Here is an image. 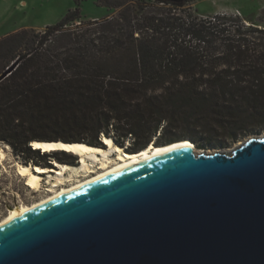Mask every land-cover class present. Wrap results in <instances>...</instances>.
<instances>
[{"label": "trees", "instance_id": "obj_1", "mask_svg": "<svg viewBox=\"0 0 264 264\" xmlns=\"http://www.w3.org/2000/svg\"><path fill=\"white\" fill-rule=\"evenodd\" d=\"M192 1L100 0L118 14L84 22L79 9L70 10L41 35L22 29L0 39V78L13 68L0 80V140L29 156L71 163L72 154L42 153L30 143L104 147L106 136L120 146L133 140L127 150L138 153L177 127L217 119L233 130L246 122L241 113L262 118L264 36L249 39L232 15L200 18Z\"/></svg>", "mask_w": 264, "mask_h": 264}, {"label": "water", "instance_id": "obj_2", "mask_svg": "<svg viewBox=\"0 0 264 264\" xmlns=\"http://www.w3.org/2000/svg\"><path fill=\"white\" fill-rule=\"evenodd\" d=\"M0 264H264V137L184 149L41 207L0 229Z\"/></svg>", "mask_w": 264, "mask_h": 264}, {"label": "rangeland", "instance_id": "obj_3", "mask_svg": "<svg viewBox=\"0 0 264 264\" xmlns=\"http://www.w3.org/2000/svg\"><path fill=\"white\" fill-rule=\"evenodd\" d=\"M189 7L194 15L203 19L213 18L217 14L239 17L248 30L249 39L254 40L257 35L259 37L264 36V33L262 35L255 31L256 29L264 30V23L258 22V18L264 9V0H193ZM76 9L80 10L84 22L101 21L107 17H114L119 12L102 5L100 0H83L80 5L75 0H0V39L22 29H31L41 35L47 26L58 24L70 10ZM77 25L79 24L74 26ZM261 112L264 113V111ZM241 114V119L245 118L246 122H242L237 126L238 128L233 130L229 124L226 126L227 122L219 123L220 120L215 119L207 127L194 124L187 127H177L169 136L157 133L152 137L151 143L156 142L162 145L194 136L199 144L196 146L197 153L231 152L250 138L264 136V116L260 119H253L248 113ZM74 135L72 139H79L77 134ZM112 135L115 136V133ZM206 135L210 138V143L207 145L200 141L201 137ZM82 139L91 141L87 135L83 136ZM0 145L6 148L8 157L5 164L7 172L4 173L0 167L2 172L0 175V219H2L14 205L22 202L29 204L45 196V189L48 187L43 182L42 190L39 193H34L24 185V179L17 175L14 165L16 163L39 164L53 168L52 163L56 160L37 155L29 156L23 153V149H16L10 143L2 140H0ZM132 146L133 140H129L122 147L127 150L128 147L131 148ZM78 161V157L75 156L72 162L68 164L77 166Z\"/></svg>", "mask_w": 264, "mask_h": 264}, {"label": "bare ground", "instance_id": "obj_4", "mask_svg": "<svg viewBox=\"0 0 264 264\" xmlns=\"http://www.w3.org/2000/svg\"><path fill=\"white\" fill-rule=\"evenodd\" d=\"M101 143L104 147L84 142L33 141L30 144L31 148L40 150L42 153L65 151L78 157V165L73 166L55 161L51 168L38 164L16 163L14 167L17 175L24 179V185L30 190L39 193L43 188V182L48 187L45 189V196L38 200L29 204L22 202L11 207L7 215L0 219V229L41 207L108 179L114 173L133 169L184 149H192L197 153L195 144L189 139H182L166 145L151 144L138 153L126 151L110 137L104 136ZM7 160L6 148L0 145V167L4 173L7 172L5 167ZM1 169L0 175L2 174Z\"/></svg>", "mask_w": 264, "mask_h": 264}, {"label": "clouds", "instance_id": "obj_5", "mask_svg": "<svg viewBox=\"0 0 264 264\" xmlns=\"http://www.w3.org/2000/svg\"><path fill=\"white\" fill-rule=\"evenodd\" d=\"M103 139V137L101 138V140Z\"/></svg>", "mask_w": 264, "mask_h": 264}]
</instances>
